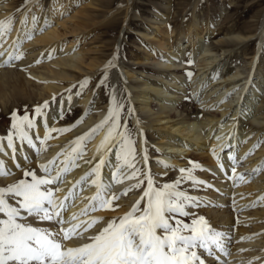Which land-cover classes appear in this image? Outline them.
Here are the masks:
<instances>
[{
	"label": "bare ground",
	"instance_id": "obj_1",
	"mask_svg": "<svg viewBox=\"0 0 264 264\" xmlns=\"http://www.w3.org/2000/svg\"><path fill=\"white\" fill-rule=\"evenodd\" d=\"M16 2L19 6L21 5L20 1ZM36 3L31 2L28 6L16 10L12 3L8 4L7 0H0V21L13 19L17 15L13 19L10 33L6 32L0 41L2 42L0 51L5 53L0 56V108L1 105L5 107L12 102L21 105L36 99L43 103L50 102L53 96H56L54 107L45 111L47 124L51 128H69L70 131L62 134L52 132L49 138L41 144L35 140V137L38 135L43 140L46 129L43 126L44 119L38 117L35 120L36 127L28 131L37 144L39 152L25 146L23 150L18 151L17 160L14 161L11 159V150L8 149V155L0 156V159L6 162V168H0V172L7 171L10 174L0 175V186L25 179L23 178L25 169L35 170L38 175H44L40 170V165L55 161L54 167L62 174V182L59 185L62 191L54 192V196L63 199L69 196L70 191L73 192V196L65 200L66 210L62 211L63 219L68 221L64 227H70L72 222L74 224L92 217L102 218L99 224L85 233L87 237L97 233L109 221L117 220L118 222V218L131 211L133 205L140 200L146 183L140 189L120 196V200H113L115 210L109 211L93 210L90 205L96 202L87 199L97 192L96 186L91 184V180L96 179L95 174L89 176L83 185H77L76 182L99 162L100 156L97 154V149L107 135V130L105 131L104 127L91 139L74 143L77 137L88 133L100 122L92 117L91 112H88L89 108L86 110L92 105L90 93L86 92L78 99L72 98L70 101L64 98L62 105L60 101L61 90L71 84L68 80L79 76L75 69L83 64L84 54L80 51L76 52L77 50L73 51V48L62 43L56 30L60 25L61 12L63 11L64 14L70 8V4L67 5L63 0H53L44 12L42 5L35 7ZM34 16L36 17L35 22H33ZM168 18H161V20L166 21ZM21 21L26 22L22 24ZM200 24L196 19L192 25L186 27L184 32L176 33L174 29H171L161 36L157 46L147 45L150 56L145 60L150 62L151 67L154 66L156 70L137 68L144 82L135 94L133 90L137 87L130 82L125 84L128 92L126 97L129 96L132 101L131 103L123 102L126 113L123 119L127 118L128 110H131L133 111L131 118L135 116L143 123H149L148 121L151 120L161 124L155 133L149 132L148 135L146 132L145 140H137L139 144V152L136 154L137 166L145 172L150 171L151 174L153 166L155 168L153 177L169 173L174 169H181L186 165L184 162L190 159L206 169L201 171L204 176L199 180L211 183L215 190L198 186L199 195H193L199 197L204 209L194 205L188 210L205 211L206 215L200 213L196 216L204 217L211 229L224 234L223 242L226 244L225 249L228 254L219 253L221 264H264V199H260L264 196V165H262L264 161V68L262 70L260 68L257 82H253V85L247 91L245 90L243 97L241 95H244L243 91L244 88L246 89L247 82L244 83L243 78H240L242 76L240 72L233 73V77L238 79L233 82L230 76L226 78L221 72L222 75L206 83L204 80L208 76L210 66L220 61L221 57L214 53L215 47H212L210 43V37L214 34L213 24L206 21L203 23L204 27L209 29V34L204 36L197 31ZM46 25L51 26L46 27ZM61 25L64 23L61 22ZM245 27H251V24L247 23ZM126 28L127 23L120 30L112 55V59L117 58V67L111 69L115 86L118 83L121 84L122 81L119 66L122 60ZM260 34L263 40L264 31L262 30ZM225 35L227 36L228 33ZM231 36L234 35L231 34ZM18 55L22 58H9ZM188 60L195 65V72L191 78L183 73ZM43 61L50 62L51 65L46 64L49 65L48 68L47 66L40 67L39 65L44 64ZM89 65L93 67L94 63ZM32 66L35 68L25 72L19 71V69ZM234 68L236 70V67ZM131 70V67L127 69L128 79L136 76ZM211 71L212 69L210 73ZM34 83L40 84V87H37L39 93L30 90ZM105 87L108 88V86ZM103 91L104 88H101V92ZM187 101L194 103L192 111L186 109L185 102ZM61 116L63 118H60ZM78 119L79 123H77ZM129 129L139 132L137 125L130 124ZM13 136L19 147L15 132ZM153 137L156 138L158 145L151 153V150L149 153L147 151L149 159L145 165L142 160L143 147H148L151 143L150 138ZM4 142L6 144V139ZM257 143L260 147L254 148L253 146ZM82 144L87 147L89 145L87 151ZM73 149L77 152L83 151L82 158L76 159ZM225 149L236 155L239 160V163L235 165V174L225 175L220 171L217 157L219 161L224 162L225 168L229 167ZM213 150H215V156ZM115 151V149L102 150L106 163L100 170V176L101 182L109 186V195H118L135 183L134 180L122 179L121 172L128 170L122 167L123 159L119 162L115 160ZM249 152H251L250 155H248ZM154 155H159L155 162L150 160V157ZM24 156H27V160L23 159ZM62 161L66 162V165L62 164ZM87 161H91V164L86 163ZM157 161L173 167L165 169ZM17 163L20 165L19 168L16 167ZM65 166L68 167L66 174L63 172ZM258 168L259 172L253 171ZM241 173L244 174L243 180L238 178ZM114 174L115 180L113 179ZM49 187L55 188V185ZM144 206L145 202L141 201L140 207ZM85 209L87 213L82 215ZM0 215L3 217V214ZM73 216L79 219L73 220ZM192 218L183 219L190 223ZM29 222L33 225L44 224L46 229L58 227L48 222L37 223L31 217H29ZM230 241L234 245L231 248ZM87 242H89L87 239L73 238L65 241L64 244L67 247H75ZM208 264H215V261L209 259Z\"/></svg>",
	"mask_w": 264,
	"mask_h": 264
},
{
	"label": "snow or ice",
	"instance_id": "obj_2",
	"mask_svg": "<svg viewBox=\"0 0 264 264\" xmlns=\"http://www.w3.org/2000/svg\"><path fill=\"white\" fill-rule=\"evenodd\" d=\"M35 20L34 16L33 22ZM13 22V19L0 21V41L6 32L10 33ZM25 22L21 21L22 24ZM48 26L51 25H46V27ZM29 38L31 37L29 36ZM0 46H2V42H0ZM4 54L3 51H0V56ZM9 58L21 59L22 56ZM116 59L114 57L105 65L98 87H111L106 82L109 69L117 67ZM186 75L191 78L193 73L188 72ZM88 83V78L80 82L79 89L81 91L76 93L77 96L82 95V91ZM71 99L72 96L69 95L68 100ZM56 100V96H53L51 103L55 104ZM60 101L62 105L63 94H61ZM49 106V101L37 106L32 118L27 112L23 116H18L16 112L12 113V128L15 130V139L19 140V147L10 132L6 138H0V156L8 155L7 150L10 149L11 159L15 161L18 151L23 150L25 146L39 152L37 144L28 131L36 127V117L44 119L43 126L46 129L43 140L38 135L35 137V140L41 144L49 138L52 132L62 134L70 131L69 128L49 127L44 111ZM91 110L92 105L88 112L90 113ZM128 111L131 112V110ZM124 116L125 106L113 88L107 115L88 133L77 137L74 141V143L85 142L105 125H108L107 135L97 149V154L100 156L99 162L76 183L83 185L89 176L95 174L96 179H92L91 184L96 186L97 192L87 199L96 202L90 205L93 210L103 211L115 210L112 206L113 200H118L120 196L140 189L146 183V190L143 191L140 200L133 205L131 211L118 218V222L117 220L109 221L97 233L86 237L85 233L99 224L102 218L92 217L71 224L70 227H64L68 221L63 219L62 211L66 210L65 200L72 197L73 192L70 191L69 196L63 199L54 196V192L62 191L59 186L62 182V174L54 167L55 161H49L47 165H40V170L44 175H38L35 170L25 169L23 176L30 177V180L20 179L6 187H0V214H3L4 217L0 218V264H208L209 259L215 261V264H221L219 253L228 254L223 242L224 234L211 229L204 217H197L195 212L188 210L194 205L199 207L200 199L191 195L190 191L180 188L185 181H188L189 188L193 191L200 190L198 186L215 190L214 185L198 180L193 175V169L200 171L206 169L201 168L198 163L190 162L191 168L178 169L182 174L179 179L171 183L166 182L162 187L155 186L151 172H145L137 166L135 141L127 119L123 124L121 123ZM79 122L78 119L77 123ZM253 147L258 148L260 144L257 143ZM112 149L116 150L115 160L119 162L123 159L122 167L128 170L121 172L122 179L135 181L118 195H109V186L101 182L100 176V170L106 163L102 150L111 151ZM73 152L76 159L82 158L83 151L77 152L76 149H73ZM225 153L229 167L225 168L224 162L219 161V157H217L220 171L225 175L235 174V165L239 163V160L236 155L227 152V149H225ZM250 154L251 152L248 153V155ZM213 155L215 156V150H213ZM23 159L27 160V156H24ZM148 159L147 150L144 149L142 160L145 165H147ZM61 163L66 165L64 161ZM86 163L91 164V161ZM157 163L165 169L173 167L160 161ZM262 165H264V161H262ZM16 167H20L19 163L16 164ZM0 168H6V162L3 159H0ZM67 171L68 167L65 166L63 172L66 174ZM253 171L259 172L260 169ZM8 174L10 173L7 171L0 172V175ZM238 178L243 180L244 174H239ZM113 179H116L115 174ZM50 185H55V188L49 187ZM260 199H264V196ZM13 201L15 203H12ZM141 201L145 202L143 208L140 207ZM86 213L87 209L82 211V215ZM29 217L37 223L48 222L58 227L46 229L33 226L29 222ZM188 217H193L190 223L183 219ZM72 219L78 220L79 218L73 216ZM73 238L87 239L89 242L75 247H67L64 242ZM257 259L260 258L257 257Z\"/></svg>",
	"mask_w": 264,
	"mask_h": 264
},
{
	"label": "rangeland",
	"instance_id": "obj_3",
	"mask_svg": "<svg viewBox=\"0 0 264 264\" xmlns=\"http://www.w3.org/2000/svg\"><path fill=\"white\" fill-rule=\"evenodd\" d=\"M16 1H20L21 5L19 6V3H17ZM52 1L53 0H7V3H12L14 9L19 10L28 6V4L31 2H37L35 4V7H37L38 5H42V10L46 12L50 5V2ZM63 1L67 5L70 4V8L64 14L63 11L61 12V18L59 20L60 25H58L56 30L60 35V41L66 44L67 47L73 48V51L77 50L76 52L80 51L82 54H84V60L83 64L75 69V72L79 76L76 79L70 78V80H68L71 83L70 86L66 89L61 90V94L64 95L65 100H68L69 95H71L74 99H78L80 95L77 96L76 93L78 91H81L79 89V84L85 78H88L89 83L87 87L83 89L82 94L86 92L91 94V114L95 120L97 119L98 121H102L107 115L113 88L115 89L118 98L122 102L127 101L128 103H131V98L129 96L126 97V94L128 95V92L126 90L125 84L130 82V84L136 86L137 89L133 90V93L135 94L139 91L140 86L144 82V80L141 78V73L137 70V68H152L156 70L154 66L151 67L150 62H147L145 60L150 56L147 45L152 44L151 46H157L158 41L162 38L161 36L166 34L171 29H174L176 33L184 32L186 27L188 25H192V23H194L196 19H198L201 23L197 28V31L202 36L209 34V29L207 30L204 27L203 23L206 21L213 24L214 34L210 37V43L212 44V47H215L213 50L214 53L221 57L220 61L210 66V70L212 69L211 73L213 74H211L209 70V77L207 76V78L204 80L206 83L222 74L225 75L226 78H229L230 76V79H232L233 82L234 80H238L233 77V73L240 72L242 75L240 78H243L244 83L247 82L245 84L246 89L244 88L243 91V93H246V91L253 85V82H257L260 68L261 70L264 68V38L263 40H261L260 34L262 30L264 31V0ZM15 17L13 19H15ZM166 17H169L168 19H166V21L161 20V18L164 19ZM61 22L64 23V25H61ZM126 23L127 28L125 29L126 34L123 41V54H121L122 60L120 62L121 65L119 66L121 76L120 80H122L121 84L118 83L116 86L113 84V75L111 71V69L113 68H111L108 71V79L106 82L107 85H110L111 87H98L97 85L102 78V73L105 65L110 60H112L114 47L119 38L120 30L125 26ZM247 23H250L251 27H245V24ZM232 31L234 33L231 34L234 36H231L230 34V32ZM226 33H228L227 36L225 35ZM237 34L239 37L237 36ZM237 41L240 42L238 43ZM189 61L190 60H188V62ZM188 62L187 65L184 66V74L188 72H195L194 63L192 61H190L191 63ZM43 63V65L39 66H47L46 64L51 65L50 62L43 61ZM90 63H94V66L90 67ZM130 67L132 69L131 71L135 72L136 74L135 78L133 79H128L129 74L127 73V69ZM234 67H236L237 71ZM34 68L35 67L33 66L29 68L26 67L24 69H19V71L25 72L28 69ZM221 72L222 74H220ZM229 82H231V80ZM37 87H40V84L34 83L30 90L33 92H37ZM101 88H104L103 92H101ZM69 90L71 91L69 92ZM245 93L244 95L242 94L241 97L245 96ZM107 98H109L108 101ZM39 101L40 100L36 99L33 102H25L21 105L12 102L11 104L5 105L6 108L1 105L0 116L2 117L0 119V138L8 136L10 132L12 134L15 132V130L12 128L13 112H16L18 116H23L27 112L30 118H32L34 109L37 106L43 105V102ZM185 104L187 110H193L194 103H191V101H187L185 102ZM54 105L55 104H52L50 101L49 108L45 109L44 111L47 112L51 110ZM88 108L89 107H87L86 110ZM102 110L105 111L102 112ZM132 114L133 111H131L130 113L128 112L126 119L128 122V126H130V124H133V126L137 125L139 127V132H135L130 129L135 141V152L137 154L139 152V144L137 143V140H145L146 132L148 133V135L150 133H155L161 127V124L151 120L148 121L149 123H143L139 120V118L137 119L135 116L131 118ZM37 118L38 117H36L35 120ZM124 120L125 119H123L122 117V124L124 123ZM107 129L108 125L105 126V131ZM73 131H75V129ZM150 141L151 143L148 144V147H143V151L144 149H147L148 153L149 150H151V153L153 149L157 148L158 144L156 138H150ZM85 146V144H82V147L87 151L89 145L88 147ZM157 158H159V155H154L150 157V160L155 162ZM190 162L195 161L193 159H190L187 162H184L186 165L183 168H191ZM178 169H174L166 174H158L157 176H154V185L162 187L166 182L171 183L176 181L182 175L178 171ZM202 172L198 169H193V175L198 180L204 176V173ZM152 174H155V168L153 166ZM23 178L30 180V177ZM180 188L184 191H190L191 195H197L199 193V190L193 191L189 188L188 181H185L184 184L180 186ZM144 190H146V186ZM112 203V206H114L115 203L113 201ZM199 207H201L200 209H204L201 204ZM195 212H197L196 214L204 213L206 215V212L203 210H197ZM0 218L4 217H1L0 215ZM71 224H73V222ZM33 226L43 228L46 227V225L44 224H36ZM224 245L226 244L224 243ZM229 246L230 248L234 246L232 245V241H230Z\"/></svg>",
	"mask_w": 264,
	"mask_h": 264
}]
</instances>
